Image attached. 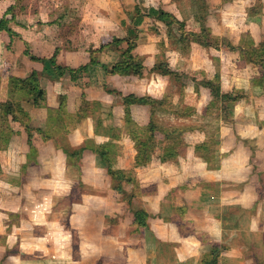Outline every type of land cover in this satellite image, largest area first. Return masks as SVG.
<instances>
[{"label": "rangeland", "instance_id": "rangeland-1", "mask_svg": "<svg viewBox=\"0 0 264 264\" xmlns=\"http://www.w3.org/2000/svg\"><path fill=\"white\" fill-rule=\"evenodd\" d=\"M0 2V19L14 16L7 27L28 43L30 55L49 59L56 54L61 67L66 61L71 67H85L92 51L95 60L109 68L118 61L121 50L115 55L109 49L97 52L111 42L110 23L122 14L107 0ZM191 4L188 0L162 4L165 8L160 10L173 17L176 10L182 12V22L146 20L138 27L131 40L146 63L141 77L111 78L98 65L101 71L88 66L74 83L49 64L19 54L8 64L10 53L4 50L8 39L0 33V264H101L96 257L102 252L104 262L105 257L119 264L128 258L138 261L145 257L140 243L146 241V230L133 223L136 210L150 211L159 226L166 224L164 232L169 231V222L179 232H197L193 222L182 218L181 208L161 209L162 181L173 198L179 189L195 191L192 183L199 184V202L212 204L209 220L219 223L213 244L223 251L221 264L261 261L255 234L248 229L239 236L237 232L243 224L248 228L244 218L254 217L264 182V65L246 66L239 47L250 50L263 41L264 0H216L205 8ZM10 6L13 11L5 15ZM102 14L106 21L100 20ZM116 35L125 38L127 31L121 28ZM161 63L177 76L151 72ZM203 81L211 82L218 95L233 92L241 98L233 103L217 100ZM149 99L164 103L152 111ZM183 109L194 114L176 118ZM76 113L85 115L84 127L81 123L78 128L81 136L65 138L79 119ZM88 130L97 137L86 136ZM134 137L146 140L150 155L144 166L135 164ZM78 139L93 153L75 161L69 153L76 147L68 141ZM103 150L113 156L108 159L112 169H128L122 170L128 183L109 184L103 167L91 170ZM102 166L107 169L104 162ZM201 171H216L228 183L206 187L205 181L194 179ZM146 174L152 185L148 193ZM189 215L192 221L207 220L193 207ZM220 229L230 237L228 244L233 239L241 242L233 250L240 258L221 247L225 239L220 241ZM202 233L197 232L201 240ZM110 240L117 243L116 251L104 248Z\"/></svg>", "mask_w": 264, "mask_h": 264}, {"label": "crops", "instance_id": "crops-1", "mask_svg": "<svg viewBox=\"0 0 264 264\" xmlns=\"http://www.w3.org/2000/svg\"><path fill=\"white\" fill-rule=\"evenodd\" d=\"M108 2V6L112 7L111 9L113 11H120L122 14H120L118 17L120 18L119 20H117L115 23L111 22V34L113 35L112 38H118L117 37V31L120 30L121 28H123L124 30H128L129 27V21H128V17H126L125 11H131L133 10V8L135 6L139 7V9L142 12L147 11L149 8H154V9H164L165 6L162 5L164 4L166 1H168L169 3H171L172 1H179V0H141V3L139 2V0H107ZM182 0H180L181 2ZM189 3H192V0H188ZM217 2H221V0H217ZM1 3V2H0ZM216 3V0H201L199 3L193 2L191 4L192 7H199V8H205V6L208 5H213ZM138 4V5H137ZM2 6V5H0ZM171 6H167L166 8H170ZM177 12H174L173 15L176 18V20L178 22H182V20H185L184 17L182 18L181 13L178 12V10H176ZM203 12V11H201ZM200 12V13H201ZM199 13V14H200ZM113 14V12H112ZM198 14L194 13V15ZM104 15L102 14L100 17L101 21H106L105 18L103 17ZM146 20L149 21H153L155 22L156 20H151L149 18H145L143 23L146 24ZM157 22V21H156ZM122 25L124 27H122ZM126 27V28H125ZM195 32V30H194ZM122 39V38H119ZM263 41H261V43H264V39H262ZM260 45V43H258ZM255 45V46H251V49H256L257 46L259 45ZM241 49H249V47H239ZM138 46L136 47V53L140 56L142 55L141 53H138ZM144 55V54H143ZM90 57V56H89ZM241 60H243L242 62L246 65V66H253V65H257V66H263L264 64L258 65L256 63H252L250 61H246V58L242 59V57H239ZM90 59V58H89ZM66 61V60H65ZM69 61H66L65 67L76 70L79 67H83V65L79 64L76 67H71L70 63H68ZM89 62V61H88ZM88 64V63H87ZM87 64H85L84 66H86ZM144 66H146L145 60H144ZM97 65L96 66H91V68H94L96 71H101L97 69ZM99 68V67H98ZM101 68V67H100ZM82 76V75H81ZM117 75H112L111 78H114ZM132 76V75H129ZM71 80V79H70ZM72 81V80H71ZM74 82V81H72ZM75 83V82H74ZM223 84V83H222ZM228 84V83H226ZM224 85V84H223ZM223 87V86H222ZM113 103V102H112ZM262 108H264V105L262 106ZM260 110V109H259ZM84 114V113H83ZM76 116V123L72 126V128L70 127L67 135L65 134V138L67 137L68 139H70L71 137H75L80 135V130L81 127H84L85 123H82L84 121L85 115L83 116H77V113L75 114ZM182 120V118H180ZM82 123V125H81ZM81 125L79 131L78 128ZM65 127V125H64ZM63 128V126H62ZM62 128H61V132H62ZM89 130L86 133V136L88 137H97L96 135H94V133L89 134L88 133ZM92 131H90L91 133ZM77 133V135H75ZM47 136V135H46ZM5 137L8 139L9 137H11L10 134L5 135ZM47 138V137H46ZM98 138H95V140ZM69 144H71L72 146L76 147V149L71 152V153H77L79 154V156L76 158H72L71 156H69V158L74 159L75 161H79L81 159V156L83 157V159H85L87 156H92L91 153H93L90 150H87V148L85 147V145H83L80 142V139H78V141H68ZM107 146V145H106ZM105 146V147H106ZM105 147L103 149H105ZM100 147H97V150ZM101 150V149H99ZM72 151V150H69ZM96 152V151H95ZM69 153V152H67ZM69 153V154H71ZM96 155V153H95ZM116 155V154H114ZM113 156L108 157V159H111ZM96 163L95 164H91L92 168L91 170H94L95 168H100L103 167V170H106L104 168V166H102V161L100 159V157L97 155L96 157ZM85 161V160H84ZM105 164V163H104ZM113 165L116 166V162H113ZM107 167V165H106ZM122 171L124 169H127L125 167H120ZM128 170V169H127ZM159 171V170H158ZM126 172V171H124ZM108 176V175H107ZM194 176L195 178L201 179L202 181H205L203 183H206V187H214L215 185H225L228 182H224L221 181L222 179V174H218L216 171H201V172H197ZM193 177V176H192ZM264 176L261 177V180L264 181L263 179ZM126 179H128V177H126ZM107 180L109 184H111L113 181L111 179V177H107ZM105 181V180H104ZM150 178H148V175L146 174V193H148L149 190L148 187H151L152 185H150ZM163 182V181H162ZM158 183V185L164 186V198L160 195L159 197H161L162 202L164 201L165 204L161 205V209L163 207V205L166 206H170V211L171 208H181L182 209V218L189 223L193 222V228L197 231V232H204L202 233L203 236L205 235V238L203 240H201L200 236L197 235V232H182L180 230H178V228H175L176 225L169 222V231H163V224H161V226H159L158 222L154 221V219H151L153 215H150V211L148 212L146 210V213L149 215L148 217V222H147V227L144 228L146 230V241L144 240V242L138 244L142 247V250L144 251V255L146 257L143 259H140L138 261H134V260H130L128 258V260H124V263H120V264H204V262H209L210 261V257H208L209 253L211 252V249H215L214 244L216 243L215 241V235H216V228H219V223L217 222H213L214 220L211 219V221L209 220V218H212L208 215L210 207L212 204H209L207 202H205L204 204H201L199 201L201 199L200 196H202V194L200 192H198V187L199 184L197 183H192L195 191L193 189H185V190H181L179 189L178 191L175 192L174 195H176L174 198L168 196V193L171 191V188H168V186L166 185V183ZM224 182V183H223ZM162 183V184H161ZM230 183V182H229ZM154 185V184H153ZM262 189L259 195L258 200V206L255 210V215L251 220H247L246 218H244V223H248V228H246L243 224V226L240 227L238 236L240 234V232H243L244 230L248 229V231H251L255 234V242H256V256L257 258L261 261L258 260V264H264V182L262 183ZM194 191V192H193ZM160 193V192H158ZM211 194L213 192H210ZM191 194H195V197H191ZM201 194V195H200ZM193 196V195H192ZM155 198V196H150ZM177 197V203H173V200ZM167 203V204H166ZM159 206V205H158ZM147 207V206H146ZM192 207L195 208L196 211H200V214H203L202 217L207 219V220H199V219H195L192 221L191 217H189V214H192ZM198 208V209H197ZM88 209L85 208L83 210V212H86V210ZM172 212V211H171ZM189 220V221H188ZM195 221V222H194ZM246 221V222H245ZM151 223V224H150ZM122 226V225H121ZM180 227V226H179ZM221 228V225H220ZM98 230V229H97ZM96 230V231H97ZM173 230V231H172ZM219 237L220 241L222 240V237L225 239V242H222L221 247L224 248L225 250H227V248H229V252L232 251L234 253H236V251H233L235 248V250H238L239 245H241V242L238 241L237 239H233L231 240V244H228L227 241H230V237L227 235V233L225 231H221V229L219 230ZM206 233V234H205ZM201 234V235H202ZM214 243V244H213ZM134 246L135 248H138L139 246ZM226 245V246H225ZM109 250H117L118 246L117 243L114 242L113 240H110L106 243L105 245ZM157 246V248H156ZM217 251V249H215ZM115 251H112L111 253H113L115 256ZM133 251V250H132ZM130 251V253L133 254V252ZM151 251V252H150ZM219 257L217 259V264H221V255L223 254V251L220 252L219 250L217 251ZM225 253V252H224ZM105 254V252H102L101 255ZM97 256L96 260L97 263L99 260H101V264H108L107 262H109L110 264H119V262L113 258H109V257H105L107 258L106 262H104L103 257L105 256ZM113 256V255H112ZM235 257V255H233ZM237 257H241V254L236 253ZM243 257V255H242ZM239 262V260H238ZM240 264V263H239Z\"/></svg>", "mask_w": 264, "mask_h": 264}, {"label": "trees", "instance_id": "trees-1", "mask_svg": "<svg viewBox=\"0 0 264 264\" xmlns=\"http://www.w3.org/2000/svg\"><path fill=\"white\" fill-rule=\"evenodd\" d=\"M14 7L10 6L6 12L5 15H9L11 11H13ZM133 14L129 13L128 11H125L126 17H128L129 20V27L127 30V36L125 38L119 39V38H112L111 42L107 45H103L100 47V49H97L98 51H102L104 49H109L112 54H116L119 50H121V53L117 55L118 61L114 64H112V67H107L105 64H100L97 62L93 56V54L96 51H92L90 54V59L88 65L85 67H81L79 69L73 70L67 67H61L57 64L55 58L56 54H54L51 58L49 59H42L38 57H34L33 55H30V53L27 50L28 43L24 40H22L21 36L18 34H15L12 30H10L7 26L11 21H14V16L11 15L10 19H7L6 16L2 19H0V33L4 32L7 36L8 39V44L4 46V50H6L8 53H10V56L6 57V60H8V64H10V59L12 55H20L21 57H26L28 58L31 62H40V63H47L49 66L57 72V75L59 76H65L68 75L69 78L72 81H75L76 77L80 75V72L85 70L88 66H98L101 67L103 71L108 73L109 75H132L136 77H141L143 75V72L145 70L144 66V58L141 57L136 53V43L135 41H132L131 39L136 38V33L138 30V27L143 24V21L145 18L153 19L161 23H167V19H171L174 22L178 21L169 13H166L160 9H154V8H149L147 11L142 12L139 7H134L133 8ZM23 46L24 49H21L22 51L19 52L18 47ZM241 54L243 55L244 58H246V61H250L252 63H256L258 65L264 64V43H260L258 48L256 49H239ZM116 59V60H117ZM151 72L156 73L157 75L163 76V77H175L177 76L175 71H172L169 69L167 65L164 63H161L151 69ZM205 88H209L211 95L216 98L217 100H223L227 102H236L239 100L241 97L240 96H233V92H228L224 93L221 95H218V93L215 91V87L213 84L209 81H203L202 83ZM29 94V93H28ZM149 104L150 107L152 108V111L154 110L155 106H162L164 102L161 100H152L149 99ZM0 106H2V103H0ZM9 108V105H8ZM187 112L185 113L184 111ZM176 114V113H174ZM179 114V113H178ZM183 114V115H182ZM194 114V110L192 109H183L182 112H180L179 115H175L176 118H182V119H187L191 117ZM154 129V122L153 120H150L149 122V130L152 132ZM179 131V130H177ZM171 132H175L174 130ZM170 134V131L169 133ZM167 134V135H168ZM134 142L137 146L136 149V159H135V164L136 166H144L146 161H148L149 158V151L147 150V145H146V140L145 141H138L137 137H134ZM146 147V149H142L141 147ZM149 153V155H148ZM98 155L101 159L102 162H104L107 165V173L111 177L113 182L122 183L126 182L128 183L129 181L126 179V174L124 171H119V170H114L111 167L110 162L107 160L109 154L107 151H101L98 152ZM72 158H76L79 156L77 153H71L69 154ZM141 159V160H140ZM129 204V203H128ZM133 216V223L141 228H146L147 227V220H148V214L143 211V210H136L132 212ZM208 257H210V261L204 262V264H217V259L219 257L217 251L215 249H211V252L209 253Z\"/></svg>", "mask_w": 264, "mask_h": 264}]
</instances>
